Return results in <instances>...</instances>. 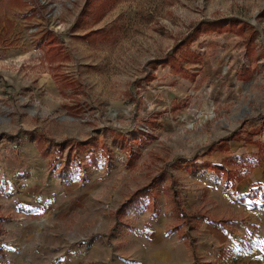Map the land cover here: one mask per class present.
<instances>
[{"label": "rangeland", "instance_id": "1", "mask_svg": "<svg viewBox=\"0 0 264 264\" xmlns=\"http://www.w3.org/2000/svg\"><path fill=\"white\" fill-rule=\"evenodd\" d=\"M0 264H264V0H0Z\"/></svg>", "mask_w": 264, "mask_h": 264}]
</instances>
